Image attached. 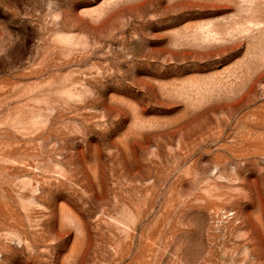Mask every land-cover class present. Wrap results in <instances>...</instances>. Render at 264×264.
Masks as SVG:
<instances>
[{
  "label": "rangeland",
  "instance_id": "374dc122",
  "mask_svg": "<svg viewBox=\"0 0 264 264\" xmlns=\"http://www.w3.org/2000/svg\"><path fill=\"white\" fill-rule=\"evenodd\" d=\"M0 264H264V0H0Z\"/></svg>",
  "mask_w": 264,
  "mask_h": 264
}]
</instances>
